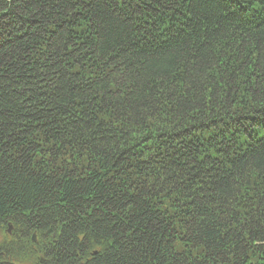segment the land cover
Wrapping results in <instances>:
<instances>
[{"label":"trees","instance_id":"obj_1","mask_svg":"<svg viewBox=\"0 0 264 264\" xmlns=\"http://www.w3.org/2000/svg\"><path fill=\"white\" fill-rule=\"evenodd\" d=\"M10 227L0 264H264V0H0Z\"/></svg>","mask_w":264,"mask_h":264},{"label":"rangeland","instance_id":"obj_2","mask_svg":"<svg viewBox=\"0 0 264 264\" xmlns=\"http://www.w3.org/2000/svg\"><path fill=\"white\" fill-rule=\"evenodd\" d=\"M11 233H12V230L11 229H10V231H9V229L6 230V231H1L0 230V242H2L5 239V237H6L7 234H11ZM40 259H41V263H43V258L40 257Z\"/></svg>","mask_w":264,"mask_h":264},{"label":"water","instance_id":"obj_3","mask_svg":"<svg viewBox=\"0 0 264 264\" xmlns=\"http://www.w3.org/2000/svg\"><path fill=\"white\" fill-rule=\"evenodd\" d=\"M11 227L9 228V231H10ZM33 241L36 242V235L34 234L33 235Z\"/></svg>","mask_w":264,"mask_h":264}]
</instances>
